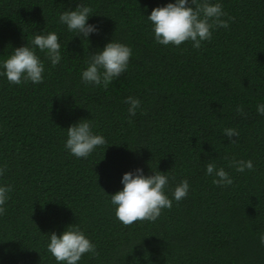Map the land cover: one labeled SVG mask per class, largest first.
Masks as SVG:
<instances>
[{"label": "trees", "instance_id": "trees-1", "mask_svg": "<svg viewBox=\"0 0 264 264\" xmlns=\"http://www.w3.org/2000/svg\"><path fill=\"white\" fill-rule=\"evenodd\" d=\"M80 2L100 28L90 42L58 22ZM167 2L0 0V55L44 29L57 33L62 54L52 66L37 49L41 83L0 76V184L11 186L0 215V264H57L47 234L70 224L96 246L78 264H264V116L256 112L264 102V0H221L229 26L214 28L199 49L155 41L146 16ZM111 39L131 48L127 69L107 87L84 84L89 52ZM127 96L141 100L131 118ZM80 119L106 141L87 158L64 147L67 127ZM226 128L238 132L234 143ZM233 159L254 167L238 172ZM208 162L233 183L213 184ZM136 168L166 172L170 197L184 178L190 188L155 221L124 225L109 194Z\"/></svg>", "mask_w": 264, "mask_h": 264}, {"label": "clouds", "instance_id": "clouds-1", "mask_svg": "<svg viewBox=\"0 0 264 264\" xmlns=\"http://www.w3.org/2000/svg\"><path fill=\"white\" fill-rule=\"evenodd\" d=\"M92 16L91 7L80 2L74 9L67 8L59 12L58 22L82 41L90 42V37L100 31L98 24L89 22ZM225 16L221 0H216L215 3L211 0H169L162 6L152 8L146 17L151 22L157 43L179 46L182 42L191 41L192 47L199 49L203 41L211 38L214 28L229 26L232 18L224 19ZM37 49L52 66L62 60L57 33L44 29L42 32H35L26 44L13 47L7 55H0V76L12 84L41 83L45 65L37 54ZM131 55L132 50L128 45L111 39L103 47L89 52L80 79L86 85L107 87L125 72ZM124 103L128 106L129 118L134 117L141 106V100L134 96L125 97ZM236 111L244 114L240 105L236 106ZM256 112L264 116V102L257 103ZM224 135L229 143H234L233 137H238V132L233 128H226ZM105 143V138L93 131L89 119H80L67 127L64 147L77 158H87L97 146ZM229 166L238 172L254 167L251 159H233ZM205 173L212 177L215 185L227 186L233 183V178L225 168L217 167L214 162L205 165ZM2 174L3 169H0V175ZM120 183L123 187L109 195L115 216L124 225L138 220L155 221L163 209L172 206L173 200L178 202L186 197L190 188L188 179L184 178L172 189L170 197L165 191L169 183L166 172L152 169V174L146 175L142 168L124 172ZM10 191V185L0 184V215L5 212L4 205L9 199ZM47 237V250L57 264H78L85 253L96 254L95 244L78 224L66 226L59 234L52 231ZM259 241L264 245V232L259 235Z\"/></svg>", "mask_w": 264, "mask_h": 264}]
</instances>
